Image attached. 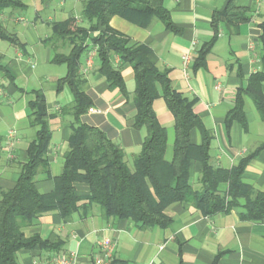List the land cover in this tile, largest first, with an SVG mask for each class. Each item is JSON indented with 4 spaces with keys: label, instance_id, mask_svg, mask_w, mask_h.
Returning <instances> with one entry per match:
<instances>
[{
    "label": "crops",
    "instance_id": "obj_1",
    "mask_svg": "<svg viewBox=\"0 0 264 264\" xmlns=\"http://www.w3.org/2000/svg\"><path fill=\"white\" fill-rule=\"evenodd\" d=\"M18 7L0 10V24L15 33L22 46L0 38V65L8 73L0 72V198L2 192L13 189L20 177L35 130L31 127V103L36 93L45 98L52 131L47 158L50 176L42 169L36 176V188L42 193L55 189V177L60 175L64 154L69 148L71 125L74 118L69 112L74 95L69 86L59 90V80L67 74V65L54 62L56 49L44 39L51 33L53 23L75 17L78 25L82 18L83 0H19ZM230 0H164L176 30L153 20L148 27L140 26L123 17L114 16L110 26L131 41L150 47V61L160 71H166L173 86L184 96L195 99L194 111L204 127L213 135L210 162L213 166L232 169L239 161L257 149L243 175L252 187V198L264 190V118L249 85L260 86L264 93V0H233L235 6L246 8L250 18L236 28L222 16L219 32L203 61L202 48L215 36L212 17L223 12ZM97 32L90 33L94 36ZM92 47L80 59L85 76L82 88L92 101L81 121L101 129L124 151L126 159L141 152L146 128L135 126L136 90L135 72L130 63L114 57L120 68L124 88L112 87L108 78L98 71L99 61L87 69ZM70 46L60 45L58 51L68 53ZM191 55L185 67L183 57ZM241 102L242 119L227 121L228 114ZM160 124L166 128L168 146L166 158L171 160L176 139L175 118L163 97L154 101ZM191 141L200 144L202 133L195 128ZM203 165L191 163V183L200 188ZM228 183L219 186L221 193ZM76 192L87 197L90 185L75 184ZM240 206L230 211L204 215L189 202L170 204L165 212L173 219L171 226L139 227L128 219L104 217L93 205L83 207L68 219L56 211L39 215L36 221L23 228L25 237L39 236L54 245L52 249L36 244L18 253L20 264H60L57 257L74 253V264H96L100 255L98 242L110 238L116 243L111 264H264V220H247Z\"/></svg>",
    "mask_w": 264,
    "mask_h": 264
},
{
    "label": "trees",
    "instance_id": "obj_2",
    "mask_svg": "<svg viewBox=\"0 0 264 264\" xmlns=\"http://www.w3.org/2000/svg\"><path fill=\"white\" fill-rule=\"evenodd\" d=\"M21 5L19 0H0V10ZM246 12V8L237 7L230 0L223 12L213 14L215 36L202 48L200 63L215 42L221 17L226 16L237 28L240 23L249 20ZM114 16L143 27H148L156 19L167 28L176 30L164 0H83L82 18L85 25H78L75 17L51 25V33L44 42L55 47L54 62L64 63L68 68L67 74L59 80L58 89L69 86L74 95L69 107L74 118L69 148L64 154L62 171L55 177V189L49 193L40 192L36 188V176L41 169L50 176L47 151L52 131L45 98L41 92H37L36 100L31 103L30 116L31 127L35 130L34 138L16 186L3 191L0 198V264H20L18 253L36 244L52 249L54 245L39 236L25 237L23 228L33 224L39 215L53 211L68 219L81 207L89 211L93 205H97L107 219H128L142 228H166L173 223L165 212L172 203L189 202L202 214L212 215L228 212L240 206V200L245 199L242 217L264 220V190L252 198V187L243 179L248 161L261 147L230 170L213 166L209 153L213 135L195 113V99L184 96L173 86L168 73L156 68L149 58V46L133 42L111 28L109 23ZM262 26L264 28V24ZM92 32L97 33L90 36ZM0 38L22 46L18 36L2 24ZM60 45L70 46L69 52H59ZM94 46L97 47L98 71L108 78L112 87L124 88L120 68L113 63L115 56L122 63H130L135 72V126L146 128L147 133L132 167L117 143L101 129L81 121V116L91 107L92 101L82 88L85 76L80 59L86 50ZM0 72L8 73L1 65ZM259 79L260 82L264 81V75ZM248 91L254 95L264 118V93L261 87L250 84ZM160 97L166 100L175 118L176 139L171 160L166 158L167 131L160 124L154 109V101ZM236 117H243L241 102L228 114V123ZM195 128L202 133L200 144L192 143L190 138ZM194 160L203 165L198 189L191 183L190 167ZM77 182L90 185L91 192L87 197L77 194ZM222 182L229 185L225 193L219 190Z\"/></svg>",
    "mask_w": 264,
    "mask_h": 264
},
{
    "label": "built area",
    "instance_id": "obj_3",
    "mask_svg": "<svg viewBox=\"0 0 264 264\" xmlns=\"http://www.w3.org/2000/svg\"><path fill=\"white\" fill-rule=\"evenodd\" d=\"M95 57L97 58V47L94 46L89 52L86 68L90 69L94 66ZM184 66L187 67L191 62V55L186 54L183 57ZM91 112H99L98 109L90 108ZM100 249V255L96 257V264H111L114 260L116 243L110 238H103L98 242ZM57 261L60 264H74L76 261V255L74 253H69L64 256L57 257Z\"/></svg>",
    "mask_w": 264,
    "mask_h": 264
},
{
    "label": "rangeland",
    "instance_id": "obj_4",
    "mask_svg": "<svg viewBox=\"0 0 264 264\" xmlns=\"http://www.w3.org/2000/svg\"><path fill=\"white\" fill-rule=\"evenodd\" d=\"M130 164V163H129ZM130 166L132 167L133 166V164H130Z\"/></svg>",
    "mask_w": 264,
    "mask_h": 264
}]
</instances>
